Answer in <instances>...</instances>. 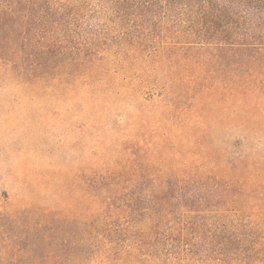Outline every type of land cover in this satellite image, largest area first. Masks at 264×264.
Returning <instances> with one entry per match:
<instances>
[{
  "label": "rangeland",
  "instance_id": "obj_1",
  "mask_svg": "<svg viewBox=\"0 0 264 264\" xmlns=\"http://www.w3.org/2000/svg\"><path fill=\"white\" fill-rule=\"evenodd\" d=\"M52 2L56 11L43 21L46 30L36 31L37 20L29 18L21 34L28 38L25 48L39 44L40 51L50 50L51 65H75L84 57L80 54L90 60L92 53H100V68L115 69L110 80L117 85L88 92L65 82L63 75L57 90L41 88L17 77L12 63L0 59V264H264V193L247 198L246 207L209 195L200 204L195 193H175L168 205L149 210L141 205L117 221L112 232L104 233L100 225L95 240L92 237V224L103 219L94 213L98 205L90 193L93 168L118 150V138L140 128L134 122L137 115L152 116L159 110L154 94L121 98L116 90L140 78L162 84L169 80L162 72L169 62L156 55L170 46L169 40L180 42L182 36L196 34L200 41H214L215 34L234 42L235 30L241 28L208 22L213 18L200 17L199 7L185 9L189 0ZM242 6L236 7L242 11ZM261 22L263 27L253 30L249 42L264 34V17ZM17 34L11 33L16 39ZM136 47L152 56H131ZM146 68V75L135 76ZM65 79L82 78L71 72ZM224 104L229 106V100ZM211 115L219 119V108H212ZM154 120L146 131L155 140L165 131ZM171 130L164 142L173 159L172 148L186 154L192 149L194 130L189 136ZM211 137L228 155L249 151L264 158V131L246 138L218 125ZM97 239L101 260L92 253Z\"/></svg>",
  "mask_w": 264,
  "mask_h": 264
},
{
  "label": "trees",
  "instance_id": "obj_2",
  "mask_svg": "<svg viewBox=\"0 0 264 264\" xmlns=\"http://www.w3.org/2000/svg\"><path fill=\"white\" fill-rule=\"evenodd\" d=\"M52 1L0 0V59L12 63L17 77L32 85H42L41 88L57 90L63 75L65 82L88 92L104 86L114 88L117 84L110 76L115 69L100 68L98 62L104 60L100 53H92L90 60L86 58L88 54H80L84 57L75 65L70 62L51 65L47 63L50 50L40 51L39 44L25 48L24 41L28 38H21V34L26 32L29 18L33 15L37 20L36 31L46 30L43 21L49 20L56 11ZM237 5H243L244 14ZM184 7H199L200 17L213 18L208 22L221 21L226 27L241 29L235 30L234 42H226L228 39L217 38L215 34L214 41H200L196 34L182 36L184 40L180 42L169 40L170 46L156 54L159 61L169 62L162 70L169 75V80L162 84L140 78V82H125L116 90L121 98L130 94L136 99L141 92L154 94L151 98H155L154 104L159 110L152 116L137 115L134 122L140 128L118 138V150L108 154L103 165L93 168L90 193L98 205L94 213L103 218L92 224L94 240L100 225L104 226V233L112 232L117 221L129 218L141 205H146V210L155 205H168L175 193H195L200 204L209 195L241 207H246L250 196L264 193V158L249 151L228 155L225 148L215 146L211 137V130L218 125L233 128L246 138L264 131V34L257 35L256 42H249L253 30L263 27L264 0H189ZM13 32L18 33L17 39L12 37ZM123 54L127 56L128 52ZM129 54L140 60L149 58L151 53L136 47ZM147 69L139 70L135 76L146 75ZM71 72L82 79L75 82L65 79ZM105 92L112 97L106 89ZM227 100L230 107L224 104ZM214 107L220 112L216 120L211 115ZM151 119L165 131L155 140L146 131ZM173 128L180 129L183 136L191 135L194 130V144L187 153L192 158L178 148H172L173 159L169 156L165 142ZM100 243L99 239L92 243L97 260L102 259Z\"/></svg>",
  "mask_w": 264,
  "mask_h": 264
}]
</instances>
